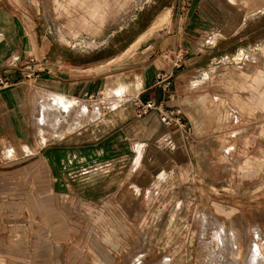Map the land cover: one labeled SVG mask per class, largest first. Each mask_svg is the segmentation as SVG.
<instances>
[{
  "label": "rangeland",
  "instance_id": "1",
  "mask_svg": "<svg viewBox=\"0 0 264 264\" xmlns=\"http://www.w3.org/2000/svg\"><path fill=\"white\" fill-rule=\"evenodd\" d=\"M205 1L108 0L102 16L74 37L70 30L76 25L62 9L66 0H0L1 72L21 73L33 54L51 45L55 50L47 60L92 58L100 65L116 59L102 69L110 71L108 87L92 99L48 93L49 102L60 98L73 107L60 109L58 125L55 109L39 100L43 92H27L25 157L0 163V216L11 209L8 232L18 236L2 239L6 246L29 251L36 246L18 215L24 203L35 205L43 198L36 167L41 156L35 155L42 144L35 137L43 144L55 137L64 142L61 149L112 152L107 165L97 164L84 175L92 166L82 164L73 178L86 197L112 195L130 203L133 215L124 224L130 250L126 264H162L164 258L176 264H264V110L235 107L248 94L239 87H251L247 75L256 92L253 103L264 95V10L250 15L247 28L237 34L197 30ZM187 57L192 60L181 79L168 78L167 70L173 65L182 70ZM147 76L161 83L138 97H126L120 89ZM147 100L161 104L179 123L163 125L157 111L137 118V104ZM9 112L3 109L1 117ZM126 127L130 133H124ZM113 136L123 139L112 143ZM121 156L128 158L124 170ZM107 209L120 225L115 206Z\"/></svg>",
  "mask_w": 264,
  "mask_h": 264
},
{
  "label": "crops",
  "instance_id": "2",
  "mask_svg": "<svg viewBox=\"0 0 264 264\" xmlns=\"http://www.w3.org/2000/svg\"><path fill=\"white\" fill-rule=\"evenodd\" d=\"M107 1L66 0V4L62 5V9L76 25L74 30H70V34L75 37L82 30H87L94 21L102 16ZM263 1L239 0L240 3H238L237 0H206L207 7L202 8L195 28L197 30L213 31L229 30L235 31L234 34H237L247 28L250 15L262 13L264 10ZM242 2L245 4H242ZM62 37L64 36L62 35ZM219 41L213 48L220 43ZM139 42L140 39L136 44ZM174 46L177 47V44H174ZM54 50V46L51 45L46 52L40 50L39 54H33V56L43 60L44 66L51 73L43 72L41 78L35 81L34 85H30L29 82L25 81L22 84L0 91V143H3V146L0 144V163H13L25 157L23 155V142H27L29 136L24 134L22 115L27 92L33 89L43 92L40 93L39 100L42 105L47 106L48 104L45 101L48 100L49 102L48 93L70 99L87 97L92 99L95 95H99L105 87H108L110 71L102 69H105L109 63H113L116 59L100 65L94 62L92 58L79 62H63L59 59L54 61L55 59H51L52 57L47 60L46 55ZM176 52L179 53L177 48L174 53ZM190 60L192 58H186L185 68L182 70H177L174 65L170 66L171 69L167 70L168 78H174L175 82L181 79ZM246 78H248L251 87H239L241 90L248 91V94L242 101L238 100L235 107L239 110L252 111L255 108L264 110V95L259 102L253 103V95L256 92L253 90L251 74L247 75ZM160 83L154 84L149 81V76H147L143 82L137 78L135 82L123 84L119 87L124 90L126 97H138V94L146 93ZM108 89L115 91L117 87ZM261 90L264 91V88ZM35 95L33 101H35ZM118 105L113 106L110 110ZM3 109L10 111L8 116L3 115L1 117ZM33 110L32 106V118ZM55 111V118L53 119L57 121L56 125H58L61 113L59 108ZM88 123L87 121L83 127L87 126ZM122 130H124V133H130L127 127L122 128ZM52 135L54 136L55 133L53 132ZM35 138V142L40 141L38 145L42 144V146L39 145L40 150L35 152V155L41 156V162L36 167L39 176L42 177V183H39V185L40 190L44 192L43 198L35 205L31 200V202L24 203L20 209L22 215L18 216L20 220L24 218L21 226L26 227L27 236L34 239L36 246L34 249L31 248L32 251H29L24 248H9L6 246V241L2 242V239L13 240L18 237L14 232H8L9 223L14 220V216L9 213L11 209H6L4 217L1 218L2 216H0V262L4 260V264H126L130 250L129 237L125 233L124 224L131 222L133 214H130V210L127 208L130 207V203L125 200H118L112 195H110L111 198L109 196L102 198L86 197L78 192L77 183L73 178L77 177L75 172L78 171V166L82 164L92 166L84 175L94 171L93 167L97 164L107 165L106 160L112 152L99 151L89 147L83 152H76L66 148H58L64 142L55 139V137L49 138L48 142L44 144L41 138ZM59 138H61L60 135ZM122 139L121 136H113L110 142L119 143ZM4 146L6 148L7 146L10 147L12 150H5ZM113 155H115V152H113ZM127 159L126 156H121L119 164L123 162L126 165L124 162ZM125 168H127V165L121 167L122 170ZM21 173L23 172L21 171ZM161 178L157 181L156 186ZM62 191L65 192L62 193ZM148 194L151 197L153 192L149 190ZM112 206H115L117 212L115 219L119 221L120 225L113 223L114 216L107 209ZM94 222L97 223L96 229L90 226ZM2 223H4V226H2ZM78 226L81 227V230H78ZM34 227H38V229L35 230V234H32ZM140 232L141 230L136 231V234ZM168 262L176 264L169 261L168 258H164L162 264H168Z\"/></svg>",
  "mask_w": 264,
  "mask_h": 264
},
{
  "label": "built area",
  "instance_id": "3",
  "mask_svg": "<svg viewBox=\"0 0 264 264\" xmlns=\"http://www.w3.org/2000/svg\"><path fill=\"white\" fill-rule=\"evenodd\" d=\"M23 69H20L19 74H15L11 70H6L4 72L0 71V91L22 84L25 81L29 84H35V81L41 78L43 72L51 73V71L44 66L43 60H40L38 57H31L26 63ZM17 68V67H16ZM138 105V110L136 112L137 118H144L149 115L151 112L157 111L160 116L161 123L165 126H172L174 123H179L180 120L174 122L172 114L167 113L163 106L158 105L153 100H147L145 102L140 101Z\"/></svg>",
  "mask_w": 264,
  "mask_h": 264
},
{
  "label": "bare ground",
  "instance_id": "4",
  "mask_svg": "<svg viewBox=\"0 0 264 264\" xmlns=\"http://www.w3.org/2000/svg\"><path fill=\"white\" fill-rule=\"evenodd\" d=\"M89 43V42H88ZM87 44V43H86ZM89 46H92V45H90V44H88ZM46 102V104H48L47 106L48 107H50V108H55V109H67V111L69 112V111H72L73 109V107H70V108H68L65 104V101L64 100H62V99H60V98H58L57 100H53V102H48V100H46L45 101ZM63 116H62V114H61V116H60V119L62 118ZM214 243V242H213ZM254 251H256V250H254ZM251 252V251H250ZM258 253V252H257ZM259 254H261V253H259ZM259 255H257V257H258ZM261 258V257H260ZM253 259V258H252ZM251 259V260H252ZM250 259H249V261H251Z\"/></svg>",
  "mask_w": 264,
  "mask_h": 264
}]
</instances>
